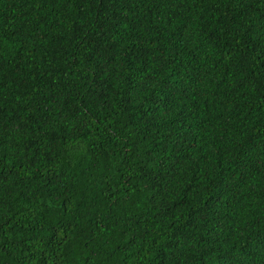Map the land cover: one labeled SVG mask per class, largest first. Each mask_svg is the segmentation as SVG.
Listing matches in <instances>:
<instances>
[{"label": "trees", "instance_id": "obj_1", "mask_svg": "<svg viewBox=\"0 0 264 264\" xmlns=\"http://www.w3.org/2000/svg\"><path fill=\"white\" fill-rule=\"evenodd\" d=\"M0 264H264V0H0Z\"/></svg>", "mask_w": 264, "mask_h": 264}]
</instances>
